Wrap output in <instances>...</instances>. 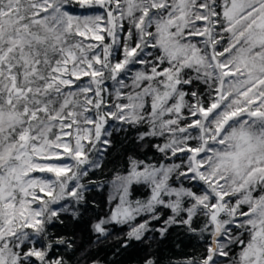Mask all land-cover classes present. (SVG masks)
Listing matches in <instances>:
<instances>
[{"label": "snow or ice", "instance_id": "snow-or-ice-1", "mask_svg": "<svg viewBox=\"0 0 264 264\" xmlns=\"http://www.w3.org/2000/svg\"><path fill=\"white\" fill-rule=\"evenodd\" d=\"M129 128L155 158H127L89 244L175 226L202 250L169 264H264V0H0V264H72L50 226Z\"/></svg>", "mask_w": 264, "mask_h": 264}, {"label": "trees", "instance_id": "trees-1", "mask_svg": "<svg viewBox=\"0 0 264 264\" xmlns=\"http://www.w3.org/2000/svg\"><path fill=\"white\" fill-rule=\"evenodd\" d=\"M112 147L104 155L101 161L102 166L89 172L87 180L95 183L89 185V191L85 193L88 206L83 218L79 223L72 222L70 218L63 217L64 224L54 223L50 230L54 236H68L76 234L77 243L83 251L77 250L75 254L65 252L63 246L56 251L58 255H65L70 258L72 264H90L91 259H98L102 264H142L147 256H154L159 264H169V261L180 260L184 257L194 255L201 251L197 241L187 234L183 229L172 227L164 238H160L158 232L150 233L152 239L148 243L132 241L128 247H120V241L115 237L124 239L127 226H114L112 235L103 243L89 244L90 223L99 217H104L109 212L113 203L106 183L110 182L117 172H124L126 160L129 156H136L140 159L155 158L154 150L150 147H141L136 139V131L129 128L127 131L113 132L111 137ZM147 193L141 188H135L133 198L143 199ZM154 221L151 227L159 228L163 219ZM150 245V247H149Z\"/></svg>", "mask_w": 264, "mask_h": 264}, {"label": "rangeland", "instance_id": "rangeland-1", "mask_svg": "<svg viewBox=\"0 0 264 264\" xmlns=\"http://www.w3.org/2000/svg\"><path fill=\"white\" fill-rule=\"evenodd\" d=\"M111 123V122H110ZM107 187H108V191H109V195L111 197L112 195V188H111V185H110V182L106 183ZM113 203V206L114 204L116 203V201H111Z\"/></svg>", "mask_w": 264, "mask_h": 264}]
</instances>
